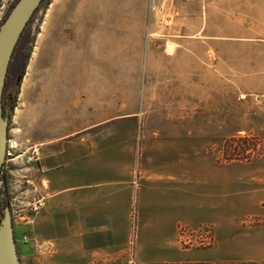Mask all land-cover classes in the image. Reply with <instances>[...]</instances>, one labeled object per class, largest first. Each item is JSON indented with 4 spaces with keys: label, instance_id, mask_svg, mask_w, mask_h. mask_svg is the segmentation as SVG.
Returning <instances> with one entry per match:
<instances>
[{
    "label": "rangeland",
    "instance_id": "obj_1",
    "mask_svg": "<svg viewBox=\"0 0 264 264\" xmlns=\"http://www.w3.org/2000/svg\"><path fill=\"white\" fill-rule=\"evenodd\" d=\"M17 1L0 0V25ZM188 17L195 28L191 46L183 42L185 33L174 29L176 22ZM15 50L8 81L19 87L11 117L17 129L19 108L35 100L38 86L43 104L30 113L42 130L50 127L54 135L63 133V117L78 118L86 105L114 104L116 116L134 115L135 125L117 124L114 129L117 145L127 139L125 147L117 149L119 156L124 159L132 153L128 262L168 258L161 249L145 250V259H134L139 243L145 241L138 236L139 220L151 216L179 223L176 241L167 231L158 238L163 247L175 242L179 248H209L195 240L190 246L179 245L181 226L192 231L209 228V246H213L216 219L247 214L249 185L259 191L251 199L259 204L252 222L264 219V0H44ZM219 66L226 84L198 79L206 71L219 72ZM194 77L196 87L191 84ZM177 119L180 122L174 124ZM8 138L21 145L20 151L35 146L20 142L13 133ZM205 153L218 164H232L230 174L240 179L254 174L258 180L247 185L228 177L225 183L223 169L209 166ZM29 168L19 163L9 166L4 175L9 199H20L23 206L37 199L28 192L33 190L27 183ZM202 168L201 179L207 177L210 187L197 177ZM183 170H190L189 189L210 196L192 199L195 207L189 209L178 207L176 189L183 186L173 179ZM152 173L164 179L145 181L154 178ZM212 177L218 179L216 187ZM12 180L17 190L12 189ZM40 183L38 176L37 186ZM224 187L227 196L221 197ZM237 194L243 196L233 198ZM237 202L242 205L231 209ZM209 203L217 208L198 207ZM41 212L25 226L16 220L15 237L21 250H39L42 256L48 254L43 251L47 242L36 241L28 231ZM187 217L192 225L185 222ZM23 234L31 238L28 244L18 240ZM260 236L264 237V230Z\"/></svg>",
    "mask_w": 264,
    "mask_h": 264
},
{
    "label": "crops",
    "instance_id": "obj_2",
    "mask_svg": "<svg viewBox=\"0 0 264 264\" xmlns=\"http://www.w3.org/2000/svg\"><path fill=\"white\" fill-rule=\"evenodd\" d=\"M176 23L174 29L183 31L185 33L181 35L183 42L187 41V45L191 46V39L195 35L193 23L191 24L189 17L187 21L185 19ZM185 27L187 28L184 29ZM219 68V72L206 71L202 75L203 79L201 76L198 79L203 83L209 79L210 82L219 83L221 86L226 79L222 67ZM196 80V77L191 79L194 87L197 86ZM40 95L38 86L33 95L35 100L20 106L21 119L18 129L12 122V113L8 135L13 133L20 142L35 145L41 151L40 162L28 169L30 172L27 183L29 188L33 186V190H28L32 197H41L45 200V208L28 227V231L36 241L53 243L55 250L41 256L39 250L29 248L21 250L22 245L17 246L20 264H127L132 207V153L128 152L124 159L119 156L117 149L125 147L127 139L123 138L122 146L117 145L114 129L117 124L127 125L132 122L135 125L134 115L128 118L116 116L114 104L111 107L108 104L102 107L86 105L83 114L78 118L63 117L61 119L64 123L63 133L54 135L50 127L46 131L42 130L34 120L35 115L30 113L41 108L43 103H40ZM173 122L178 124L180 121L177 119ZM128 141L131 144L130 138ZM205 156L208 155L205 153ZM208 157L211 160L209 166L216 167L217 170L223 169L225 183L228 177L234 182L244 184L248 182L247 185L258 180L254 174L248 177V173L244 179H240L230 174L228 168L232 164L221 165ZM180 164L187 163L180 161ZM204 170L198 169L197 177L205 186L210 187L207 177L201 179ZM10 175H14V172L10 171ZM38 176L41 183L37 186ZM150 176L154 178L145 181L164 179L162 174L152 173ZM190 176V170H183L173 176V179L178 180L179 185L184 187L176 189L180 193L178 204L180 208L189 209L191 205L195 207L192 203L194 198L207 200L210 197L208 193H198L189 189L192 184ZM212 179L216 187L218 179L215 177ZM15 183L16 180L10 181L12 189L17 190L18 186ZM249 186L245 192L249 197L245 204L248 208L247 214L242 218L225 219L226 221L220 222L216 219L213 223L215 228L213 246L206 249L179 248L172 242L168 247H163L161 239L158 238L167 231L176 241L179 223L172 219L151 216L147 221L139 220L138 236L145 241L139 243L136 249L138 253L135 252L134 259H145V250L162 249L166 251L164 254L168 258L142 261L143 264H264V237L260 236V230H264V219L252 222V219L256 218L253 209L255 210L259 204L251 199L255 198L259 191L254 185ZM226 190L227 187L221 197L227 196ZM240 196L243 195L237 194L233 198ZM239 205L242 204L237 202L230 205V208H237ZM198 207L209 210L217 208L214 203L201 204ZM226 209H229V206ZM185 222L192 225L188 217L185 218ZM18 232L15 227L14 235L18 236ZM145 236L148 237L147 240ZM144 244L149 247L144 248Z\"/></svg>",
    "mask_w": 264,
    "mask_h": 264
},
{
    "label": "water",
    "instance_id": "obj_3",
    "mask_svg": "<svg viewBox=\"0 0 264 264\" xmlns=\"http://www.w3.org/2000/svg\"><path fill=\"white\" fill-rule=\"evenodd\" d=\"M44 0H18L0 25V174L5 161L8 139V115L4 111L3 93L13 52L31 18ZM0 264H20L9 207L0 220Z\"/></svg>",
    "mask_w": 264,
    "mask_h": 264
},
{
    "label": "built area",
    "instance_id": "obj_4",
    "mask_svg": "<svg viewBox=\"0 0 264 264\" xmlns=\"http://www.w3.org/2000/svg\"><path fill=\"white\" fill-rule=\"evenodd\" d=\"M21 145L16 141H11L9 138L7 139L6 149H5V161L1 170V181L0 188L2 191L8 194V188L6 184V180L4 179L5 170L9 166H13L19 163H22L26 166L37 165L41 160V151L37 146H28L25 147L24 150L20 151L19 148ZM9 196V194H8ZM10 204V212L12 217L13 228L16 227V220L20 221V226H25L29 222H32L33 218L36 217L45 207V201L42 198L32 199L29 203H26L24 206L20 199L16 198L13 200L9 199ZM211 230L209 228H204L199 231H192L188 228L181 226L179 228L178 235V244L182 246H190L192 240L198 241L201 245L205 243L210 247L211 245ZM16 244L17 238L15 237ZM22 244H28L31 241V238L27 234L21 235L18 239ZM48 254L53 252L54 244L47 243L43 244ZM44 253V252H43ZM129 264H133L132 260L128 262Z\"/></svg>",
    "mask_w": 264,
    "mask_h": 264
},
{
    "label": "trees",
    "instance_id": "obj_5",
    "mask_svg": "<svg viewBox=\"0 0 264 264\" xmlns=\"http://www.w3.org/2000/svg\"><path fill=\"white\" fill-rule=\"evenodd\" d=\"M20 40H21V38H20ZM15 51L16 50H14L13 54L15 53ZM12 57H13V55H12ZM8 74H9V69H8L7 78H6V82H5V86H4L3 106H4L5 113L8 115V121H10L12 112H13L15 104H16L18 88L19 87H18V84H15V83L9 85V81H8L9 75ZM22 74H23V71H22ZM22 74H21L20 77H22ZM4 205L5 206H9V201L8 200L5 201Z\"/></svg>",
    "mask_w": 264,
    "mask_h": 264
},
{
    "label": "flooded vegetation",
    "instance_id": "obj_6",
    "mask_svg": "<svg viewBox=\"0 0 264 264\" xmlns=\"http://www.w3.org/2000/svg\"><path fill=\"white\" fill-rule=\"evenodd\" d=\"M16 4V3H15ZM8 15V14H7ZM7 17V16H6ZM32 19V18H31ZM31 21V20H30ZM29 24V23H28ZM27 27V26H26ZM26 29V28H25ZM25 31V30H24ZM24 33V32H23ZM1 179H2V177H1V175H0V181H1ZM9 201V196H8V194L7 193H5L4 191H2V189L0 188V220H1V218H2V213H3V210H4V208L5 207H9L10 206V204H9V206H5L4 205V202L5 201ZM10 202V201H9ZM10 208V207H9Z\"/></svg>",
    "mask_w": 264,
    "mask_h": 264
}]
</instances>
